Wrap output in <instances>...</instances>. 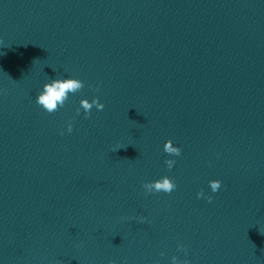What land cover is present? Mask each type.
Segmentation results:
<instances>
[{
	"label": "water",
	"instance_id": "obj_1",
	"mask_svg": "<svg viewBox=\"0 0 264 264\" xmlns=\"http://www.w3.org/2000/svg\"><path fill=\"white\" fill-rule=\"evenodd\" d=\"M110 262L264 264V0H0V264Z\"/></svg>",
	"mask_w": 264,
	"mask_h": 264
},
{
	"label": "clouds",
	"instance_id": "obj_2",
	"mask_svg": "<svg viewBox=\"0 0 264 264\" xmlns=\"http://www.w3.org/2000/svg\"><path fill=\"white\" fill-rule=\"evenodd\" d=\"M84 87L83 82L80 80L69 77L64 79H53L50 83H46L43 86V90L39 92V94L36 97V103L38 105H41L45 110H47L49 113H52L56 110V105L59 102L61 105H63L64 100L67 98V93L69 91H76ZM93 103L95 104V107L98 110H102L104 108V104L100 102L99 98H93ZM82 106L85 109V116L87 117L90 114V111L92 109V105H90L86 100L82 101ZM69 131H71V128H69ZM168 153H174L175 155L181 154V149L173 148L170 145H166L165 149ZM167 167L169 169L172 168L173 161L166 160L165 161ZM176 187V184L174 181L169 180L168 176H164L162 179H156L150 182H145L143 184V188L148 189V192H166L171 193ZM221 187V181L218 180L216 182L212 183V188L215 192V190L219 189ZM147 193V192H146ZM202 194L198 193V197ZM207 199L209 201L212 200L211 196H208ZM112 264V262H110Z\"/></svg>",
	"mask_w": 264,
	"mask_h": 264
}]
</instances>
